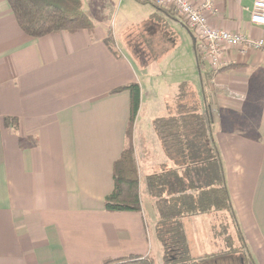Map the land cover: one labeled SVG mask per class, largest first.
I'll list each match as a JSON object with an SVG mask.
<instances>
[{
	"label": "crops",
	"instance_id": "crops-1",
	"mask_svg": "<svg viewBox=\"0 0 264 264\" xmlns=\"http://www.w3.org/2000/svg\"><path fill=\"white\" fill-rule=\"evenodd\" d=\"M250 6L251 0H214L215 12L205 14L208 25L264 39V27L249 23ZM92 21V34L33 39L0 0V264H102L128 256L154 261L153 249L165 264L155 231L156 200L146 179L163 171L182 175V169L167 158L152 124L167 115L180 84L188 83L201 99L200 72L189 75L193 84L190 78L176 84L170 100L161 92L159 97L156 88L164 93L163 84L173 77L154 79L144 71L143 86L119 42L112 37L110 49L109 30ZM206 62L204 70L214 72L207 93L212 138L251 262L237 258L264 264V53L228 47L219 66ZM132 84L140 87L130 138L140 211L107 212L104 199L113 190V164L127 144L130 111L129 93L117 91ZM153 99L159 105L149 114ZM181 223L195 262L231 248L241 251L226 211L211 208Z\"/></svg>",
	"mask_w": 264,
	"mask_h": 264
},
{
	"label": "trees",
	"instance_id": "trees-1",
	"mask_svg": "<svg viewBox=\"0 0 264 264\" xmlns=\"http://www.w3.org/2000/svg\"><path fill=\"white\" fill-rule=\"evenodd\" d=\"M6 2L18 27L33 39L60 32L75 33L80 30L92 34L95 28L93 21L83 10L82 0H6ZM156 8L162 16L169 18L173 16L170 11ZM105 44L113 49L110 31ZM193 52L196 67L200 72L201 99L191 90L188 83L180 84L173 104L167 108V115L155 119L152 124L167 158L182 169V175H177L175 171H163L146 179L148 193L156 200L159 215L155 229L156 237L162 245L165 264H205L210 261V257L198 262L190 258L181 219L184 216L206 213L211 208L216 211L223 210L229 214L235 225L241 251L231 248L213 259L241 256L244 262H249L246 244L236 223L225 185L220 155L212 138L213 119L207 100V83L214 72L204 70V59L197 42L193 46ZM119 91H127L130 96L127 144L113 164V190L104 199V210L139 212L138 175L130 138L140 106V87L138 84H132L117 92ZM10 123V120L5 121L6 125ZM102 264L155 263L148 256H128L108 259Z\"/></svg>",
	"mask_w": 264,
	"mask_h": 264
},
{
	"label": "rangeland",
	"instance_id": "rangeland-1",
	"mask_svg": "<svg viewBox=\"0 0 264 264\" xmlns=\"http://www.w3.org/2000/svg\"><path fill=\"white\" fill-rule=\"evenodd\" d=\"M82 2L83 10L88 17L108 29L114 40L119 42L118 47L122 54L130 58L134 64L143 86L147 78L144 76V71L151 73L154 79H166L172 76L175 82L163 84L164 93L160 89L161 86L156 85L158 86L156 90L159 92L157 96L160 97L161 92L166 100H170L176 84L189 81L188 78L193 84L194 81L189 75L196 72L197 68L192 37L187 29L182 27L183 23L177 17L162 16L160 12H157L158 9L147 0H82ZM205 63L207 62L204 61ZM205 67H207L206 64ZM208 84L211 88L210 81ZM146 92L145 90V99L148 97ZM151 103L152 108L148 110L149 114H152V111L157 112L159 105L156 99H153ZM146 113H142L140 117L143 124L148 119ZM158 253L160 252L153 249L151 257L155 264H162ZM239 260L237 256L220 257L205 264H241Z\"/></svg>",
	"mask_w": 264,
	"mask_h": 264
},
{
	"label": "built area",
	"instance_id": "built-area-1",
	"mask_svg": "<svg viewBox=\"0 0 264 264\" xmlns=\"http://www.w3.org/2000/svg\"><path fill=\"white\" fill-rule=\"evenodd\" d=\"M154 6L170 11L193 33L204 61L212 67L219 66L224 50L228 47H244L264 53V39L251 40L243 34L215 30L208 25L205 14L215 12L214 0H147ZM248 20L252 26L264 27V0H251Z\"/></svg>",
	"mask_w": 264,
	"mask_h": 264
},
{
	"label": "water",
	"instance_id": "water-1",
	"mask_svg": "<svg viewBox=\"0 0 264 264\" xmlns=\"http://www.w3.org/2000/svg\"><path fill=\"white\" fill-rule=\"evenodd\" d=\"M190 33V32H189ZM190 36L192 37V42H193V45L195 44L196 40L195 38L193 37V35L190 33Z\"/></svg>",
	"mask_w": 264,
	"mask_h": 264
}]
</instances>
